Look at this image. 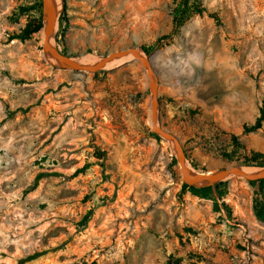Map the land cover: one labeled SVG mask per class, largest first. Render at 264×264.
Listing matches in <instances>:
<instances>
[{
  "label": "rangeland",
  "instance_id": "374dc122",
  "mask_svg": "<svg viewBox=\"0 0 264 264\" xmlns=\"http://www.w3.org/2000/svg\"><path fill=\"white\" fill-rule=\"evenodd\" d=\"M53 2L54 41L74 59L173 29L172 0H66L62 24ZM199 2L207 11L149 53L160 122L196 170L264 161V0ZM33 20L42 0H0V264H264V182L227 178L217 203L183 190L140 60L59 68L43 27L11 39Z\"/></svg>",
  "mask_w": 264,
  "mask_h": 264
},
{
  "label": "water",
  "instance_id": "95a60500",
  "mask_svg": "<svg viewBox=\"0 0 264 264\" xmlns=\"http://www.w3.org/2000/svg\"><path fill=\"white\" fill-rule=\"evenodd\" d=\"M42 5L44 46L48 56L59 68L71 69L75 71H97L111 62L129 55H133L140 60L149 78V91L151 95V120L153 130L158 137L172 145L175 152V158L179 163L183 178L186 183L196 186L208 185L235 176L243 177L249 181L264 179V165H232L206 172L193 168L187 160L185 150L178 136L173 131L165 128L160 122L158 77L151 63L150 54L143 47L130 46L112 51L93 62L85 63L76 61L74 58L63 53L54 41V29L59 14L57 15L52 9V0H42Z\"/></svg>",
  "mask_w": 264,
  "mask_h": 264
},
{
  "label": "trees",
  "instance_id": "16d2710c",
  "mask_svg": "<svg viewBox=\"0 0 264 264\" xmlns=\"http://www.w3.org/2000/svg\"><path fill=\"white\" fill-rule=\"evenodd\" d=\"M174 7L172 10V23H173V29L171 33L164 35L163 37L159 38V40L154 43L153 45H150L148 47H143L148 53H150L153 49L159 47L162 45V40L164 38H171L176 34L179 29L184 25V23L189 20L193 15L195 14H203L207 11L206 7H204L199 0H172ZM62 14L60 17V23L62 24L65 20L66 15V0H64ZM43 27V24L40 20H33L31 21L28 26L23 30L22 33H18L16 35H13L11 39L13 38H21L25 39L31 36L33 33L39 31ZM264 120V105L261 108V115L257 118L256 122L254 123V128H259L262 126V122ZM158 137V136H157ZM160 138V137H158ZM253 163V164H252ZM247 166H260L264 165V161H260L258 158H245V161L243 163ZM252 183L260 182L263 183L264 179L251 181ZM225 181H219L214 184H208V185H192L184 182L183 184V190H189L193 194L201 196V197H207L212 198L217 203L218 199H222L226 195V190H222V186L225 185ZM37 186V182L34 184L33 189H35ZM260 190L259 189V196H257V201L255 204V212L259 219L264 220V200L260 198ZM217 193L218 198L214 195V193ZM225 207H228L226 203H223ZM42 253H34L32 255H28L26 257L21 258L17 264H24L27 261H31L38 256H40Z\"/></svg>",
  "mask_w": 264,
  "mask_h": 264
},
{
  "label": "bare ground",
  "instance_id": "6f19581e",
  "mask_svg": "<svg viewBox=\"0 0 264 264\" xmlns=\"http://www.w3.org/2000/svg\"><path fill=\"white\" fill-rule=\"evenodd\" d=\"M54 6L56 7V2H53V0H52V9L54 8ZM76 61H79V62H85V63H88V62H93V61H95V60H93V61H89V59H88V57L87 56H84V57H81V58H79V59H75ZM120 59H118L117 61H119ZM116 60H115V62H117ZM114 62V61H113ZM114 62V63H115ZM112 63V62H111ZM110 64V63H109Z\"/></svg>",
  "mask_w": 264,
  "mask_h": 264
}]
</instances>
